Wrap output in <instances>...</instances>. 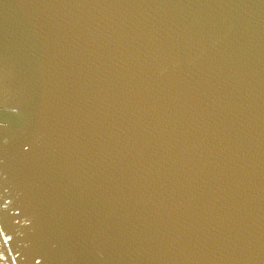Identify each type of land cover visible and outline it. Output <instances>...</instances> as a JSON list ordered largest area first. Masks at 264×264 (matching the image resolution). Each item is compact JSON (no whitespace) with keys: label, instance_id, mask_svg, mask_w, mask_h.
I'll return each instance as SVG.
<instances>
[{"label":"water","instance_id":"water-1","mask_svg":"<svg viewBox=\"0 0 264 264\" xmlns=\"http://www.w3.org/2000/svg\"><path fill=\"white\" fill-rule=\"evenodd\" d=\"M0 264H264V0H0Z\"/></svg>","mask_w":264,"mask_h":264}]
</instances>
